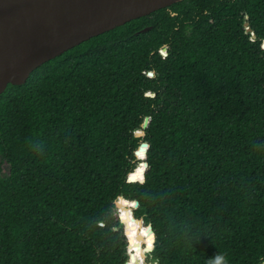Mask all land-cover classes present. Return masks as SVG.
<instances>
[{
	"label": "trees",
	"instance_id": "obj_1",
	"mask_svg": "<svg viewBox=\"0 0 264 264\" xmlns=\"http://www.w3.org/2000/svg\"><path fill=\"white\" fill-rule=\"evenodd\" d=\"M117 195L140 202L118 204L124 235L92 226ZM128 246L133 264L264 263V0L175 3L0 95V264H125Z\"/></svg>",
	"mask_w": 264,
	"mask_h": 264
},
{
	"label": "water",
	"instance_id": "obj_2",
	"mask_svg": "<svg viewBox=\"0 0 264 264\" xmlns=\"http://www.w3.org/2000/svg\"><path fill=\"white\" fill-rule=\"evenodd\" d=\"M181 1L184 0H0V95L10 84H25L38 67L83 42ZM245 26L256 39L250 23L245 22ZM162 53L167 56L168 47L162 49ZM149 74L155 75L154 72ZM149 123L150 118H147L143 129L136 132L137 137L146 136ZM149 148L150 144L142 141L136 151L140 164H148L139 154L145 150L147 157ZM129 180L144 183L145 174L141 180L135 171ZM150 232L155 233L152 225ZM129 246V259L135 261L136 254L129 251ZM154 248L155 242L151 252ZM153 261L158 263L156 259Z\"/></svg>",
	"mask_w": 264,
	"mask_h": 264
},
{
	"label": "clouds",
	"instance_id": "obj_3",
	"mask_svg": "<svg viewBox=\"0 0 264 264\" xmlns=\"http://www.w3.org/2000/svg\"><path fill=\"white\" fill-rule=\"evenodd\" d=\"M174 15V14H173ZM146 156V153L141 154V159H143ZM148 164L146 162H143L140 164V168L142 169H147ZM135 170V169H133ZM128 205L130 204L133 208L138 207V201L136 200H130L127 197L123 195H117L111 202V207L105 212L103 218H98L92 222V226L95 228H100L103 229L106 226V223L110 221L113 217H115L118 221H122V218L124 216V213L117 210V205ZM117 229L120 230L121 234L124 235V225L123 223H118L116 227L112 228V231H116ZM141 229L143 232V235L147 237V246L149 248H152L155 242V233H152L149 235L150 229H151V224L150 223H145L141 221ZM131 236H136L135 232L131 233ZM137 257L140 256V252H136ZM125 264H133L131 259H128L125 261ZM209 264H228V261L226 260L225 256L223 255H216L213 260L209 262Z\"/></svg>",
	"mask_w": 264,
	"mask_h": 264
},
{
	"label": "rangeland",
	"instance_id": "obj_4",
	"mask_svg": "<svg viewBox=\"0 0 264 264\" xmlns=\"http://www.w3.org/2000/svg\"><path fill=\"white\" fill-rule=\"evenodd\" d=\"M164 55V54H163ZM9 171H10V168H9V166L7 165V164H5L4 165V172H3V175H7L8 173H9ZM117 210H119V208H117ZM121 223H122V221H120ZM125 229V228H124ZM129 253V252H128ZM151 252L148 254V256H147V262H148V264H155V262L153 261V260H151ZM130 256V255H129Z\"/></svg>",
	"mask_w": 264,
	"mask_h": 264
}]
</instances>
